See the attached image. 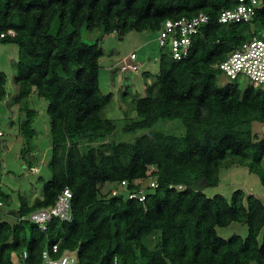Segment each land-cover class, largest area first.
I'll use <instances>...</instances> for the list:
<instances>
[{
  "label": "trees",
  "instance_id": "trees-1",
  "mask_svg": "<svg viewBox=\"0 0 264 264\" xmlns=\"http://www.w3.org/2000/svg\"><path fill=\"white\" fill-rule=\"evenodd\" d=\"M235 5L234 0H0V34L15 32L0 45L19 47L17 103L27 116L21 132L34 138L28 99L36 92L49 103L53 145L52 180L42 197L32 203L23 198L15 223L0 221V264H17L15 258L43 264L46 250L53 258L76 253L77 264H264L262 200L242 190L231 200L202 191L217 186L221 170L231 165L247 167L264 184L255 166L264 159V138L252 131L254 122L264 127V89L241 90L235 81L218 86L216 66L264 29V9L251 24L219 23L221 12ZM199 14L210 20L193 38L189 56L174 62L163 50L156 93L133 101L139 120L124 128L136 132L160 119H180L186 134L159 132L132 143L93 146L116 126L103 116L113 100L100 88L103 51L99 43L83 41V29L103 27L120 36L158 32L167 20ZM6 85L0 72V103ZM148 178L159 187H144ZM122 182L129 191L144 189L146 201L112 196ZM67 187L73 193L71 222L55 219L43 232L22 219L54 206ZM235 222L248 226L246 239L218 236L217 228Z\"/></svg>",
  "mask_w": 264,
  "mask_h": 264
},
{
  "label": "rangeland",
  "instance_id": "rangeland-1",
  "mask_svg": "<svg viewBox=\"0 0 264 264\" xmlns=\"http://www.w3.org/2000/svg\"><path fill=\"white\" fill-rule=\"evenodd\" d=\"M83 41L87 44L99 43L103 51L100 60V88L103 95H113L112 103L104 110V117L115 123L116 129L103 140L91 143L93 146L109 143H132L137 138L152 133H165L175 136L186 134L185 126L180 119H160L153 127L136 132H125L124 128L139 120L133 109L135 99L144 98L156 93V83L160 74L159 60L163 51L158 42V33L152 31L129 32L123 36L116 33L106 34L101 27L95 31L83 29ZM135 53V63L138 71L122 72L124 58ZM19 47L15 44L0 45V72L7 78V97L0 103V221L15 223L14 216L24 198L29 202L43 195V186L52 180L50 169L52 157V139L50 135L51 120L48 114L49 103L34 92L28 99L29 111L35 113L31 128L35 135L29 140L21 132L22 125L27 120L26 113L20 111L18 89L15 82ZM229 83L220 74L218 86ZM241 90L250 86L247 80H240ZM252 131L259 139L264 138V128L259 122L252 124ZM261 131L263 133H261ZM85 142L82 143V147ZM90 145L89 142H86ZM250 162L254 163V153ZM255 166L264 173V159ZM32 167H34L32 169ZM36 169V170H35ZM155 168H151L153 171ZM36 171V172H35ZM153 181L148 178L143 186H149ZM110 187H105L104 193ZM237 190L254 195L264 203V184L259 174L252 173L247 167L231 165L220 172L217 186L203 187L202 191L208 198L223 196L231 200ZM217 234L223 239L235 235L246 239L248 226L242 223H232L229 227L217 228ZM264 228L259 236L262 244ZM77 257L76 253L71 254ZM15 263L20 264L15 258ZM257 264V263H252Z\"/></svg>",
  "mask_w": 264,
  "mask_h": 264
},
{
  "label": "built area",
  "instance_id": "built-area-1",
  "mask_svg": "<svg viewBox=\"0 0 264 264\" xmlns=\"http://www.w3.org/2000/svg\"><path fill=\"white\" fill-rule=\"evenodd\" d=\"M235 7L225 9L221 12L219 23L223 25L232 24H251L264 9V0H234ZM209 17L199 14L193 18H181L179 20H167L158 31V42L162 50H168L172 60L179 62L186 59L192 47L193 38L201 34L202 28L209 23ZM15 32L9 30L0 34V40L7 37H14ZM136 55L132 53L123 59L121 65L122 72L138 71L135 63ZM222 75L229 82H239L247 80L255 88L264 89V29L259 36H255L243 47L234 50L228 57L216 66ZM36 172V171H35ZM149 187L157 189L159 184L153 180ZM170 189L174 186L170 185ZM179 189H183L180 185ZM124 195L130 200H137L144 203L147 195L144 189L133 192L128 190L127 182H122L118 188L112 190V196ZM2 205V204H1ZM39 226L41 231H48L49 224L58 219L63 222H71L73 219V193L70 188H65L58 196L54 206L44 208L31 214L29 217L22 218ZM58 245H54L52 251L57 253ZM28 254H24V259ZM43 264H77V257L66 253L59 258H53L49 250L43 255Z\"/></svg>",
  "mask_w": 264,
  "mask_h": 264
},
{
  "label": "crops",
  "instance_id": "crops-1",
  "mask_svg": "<svg viewBox=\"0 0 264 264\" xmlns=\"http://www.w3.org/2000/svg\"><path fill=\"white\" fill-rule=\"evenodd\" d=\"M36 170V169H35ZM42 197V196H41ZM33 202V201H32ZM32 202H30V203H32Z\"/></svg>",
  "mask_w": 264,
  "mask_h": 264
},
{
  "label": "water",
  "instance_id": "water-1",
  "mask_svg": "<svg viewBox=\"0 0 264 264\" xmlns=\"http://www.w3.org/2000/svg\"><path fill=\"white\" fill-rule=\"evenodd\" d=\"M264 128V127H263Z\"/></svg>",
  "mask_w": 264,
  "mask_h": 264
}]
</instances>
